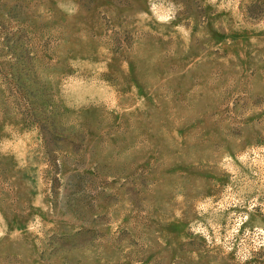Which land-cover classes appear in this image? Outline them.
<instances>
[{"label": "rangeland", "instance_id": "rangeland-1", "mask_svg": "<svg viewBox=\"0 0 264 264\" xmlns=\"http://www.w3.org/2000/svg\"><path fill=\"white\" fill-rule=\"evenodd\" d=\"M0 264H264V0H0Z\"/></svg>", "mask_w": 264, "mask_h": 264}]
</instances>
